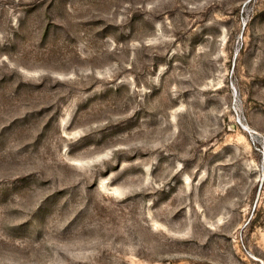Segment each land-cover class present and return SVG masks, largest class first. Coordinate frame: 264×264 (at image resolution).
Segmentation results:
<instances>
[{"label":"rangeland","instance_id":"obj_1","mask_svg":"<svg viewBox=\"0 0 264 264\" xmlns=\"http://www.w3.org/2000/svg\"><path fill=\"white\" fill-rule=\"evenodd\" d=\"M0 264H264V0H0Z\"/></svg>","mask_w":264,"mask_h":264}]
</instances>
